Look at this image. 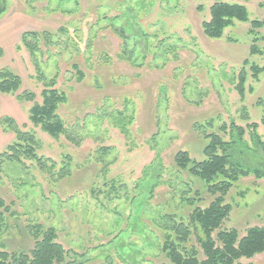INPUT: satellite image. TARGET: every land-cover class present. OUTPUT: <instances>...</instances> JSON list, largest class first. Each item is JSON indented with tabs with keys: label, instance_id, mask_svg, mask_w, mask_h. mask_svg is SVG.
I'll return each mask as SVG.
<instances>
[{
	"label": "rangeland",
	"instance_id": "374dc122",
	"mask_svg": "<svg viewBox=\"0 0 264 264\" xmlns=\"http://www.w3.org/2000/svg\"><path fill=\"white\" fill-rule=\"evenodd\" d=\"M214 1L5 0L0 68L17 73L18 92L30 90L38 102L45 84L54 82L66 95L58 114L70 137H50L28 120L32 103L0 95V117L34 132L37 155L56 174L48 176L29 159L0 163V199L13 213H5L0 234L8 251H28L27 226L39 223L54 227L57 242L77 254L69 260L167 262L156 226L161 211L186 214L213 199L175 165V153L203 160L205 135L228 140L230 122H255L264 144V75L255 80L249 71L251 64L264 65V25L250 33L252 20H264V7L261 0L244 2L248 20H234L212 39L202 22ZM30 30L50 35L34 54L20 42ZM253 44L260 52L250 55ZM242 70L240 96L235 85ZM13 138L0 127V152ZM243 140L252 147L248 129ZM61 168L70 174L59 180ZM185 197L192 200L188 208ZM224 198L231 210L223 228L242 236L250 226L264 227V179L242 178ZM240 262L264 264V252Z\"/></svg>",
	"mask_w": 264,
	"mask_h": 264
},
{
	"label": "trees",
	"instance_id": "16d2710c",
	"mask_svg": "<svg viewBox=\"0 0 264 264\" xmlns=\"http://www.w3.org/2000/svg\"><path fill=\"white\" fill-rule=\"evenodd\" d=\"M240 1L241 3H229L215 0L209 7V19L202 22L204 35L217 39L234 20L247 21L248 12L243 3L248 0ZM7 6L5 0H2L0 16L5 13ZM259 6L264 7V0H261ZM250 25V33L254 35L255 29L264 25V20L254 19ZM49 36L46 31H24L20 42L34 54L40 40L49 42ZM257 39L254 37L255 42ZM259 52L255 44L250 46V55ZM34 66L37 67L36 61ZM249 71L250 76L257 80L259 75H264V65L251 64ZM245 80L246 72L242 70L235 85L240 96L244 93ZM53 84H45L38 102L32 91L18 92L22 87V80L17 73L7 67L0 68V95L13 94L17 101L32 103L28 110V120L50 137L57 138L67 132L58 114L59 107L66 101V95L54 88ZM0 127L14 135L13 140L0 152V163L22 164V159H29L36 163L40 171L50 177L56 176L54 165H46L44 159L37 155L39 141L33 131L22 129L14 119L6 115L0 117ZM256 127L255 122L246 127L230 122L228 140L218 133L206 134L207 143L203 149L205 158L200 161L191 159L186 151L178 150L175 153V165L199 179L213 199L206 207L195 206L186 214L161 211L156 226L161 232L160 251L167 259L162 264H243L240 262L241 258H252L264 252V227L250 226L242 236L235 228L222 227L231 210L230 204L224 203L227 192L242 178L253 176L256 180L264 179V144L255 132ZM246 129L249 130L252 147L243 140ZM219 130L225 134L227 128L223 124L219 126ZM66 137L70 138L67 134ZM69 174V169L61 168L57 178L60 180ZM184 200L183 206L188 208V203L192 200L188 197ZM0 208L1 234L7 226L5 213H9L10 208L1 199ZM27 231L32 236L31 248L28 251H8L1 243L0 264H90L88 258L79 262L69 260L70 253H73L74 258L77 254L72 250H65L57 242L54 227L36 223L27 226ZM81 257L84 258L85 255L82 254ZM101 264L114 263L106 260Z\"/></svg>",
	"mask_w": 264,
	"mask_h": 264
}]
</instances>
